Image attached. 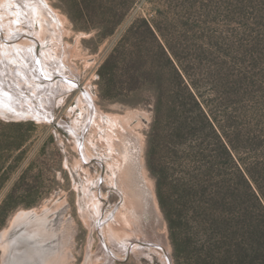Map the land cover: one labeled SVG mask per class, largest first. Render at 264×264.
I'll return each mask as SVG.
<instances>
[{
  "label": "trees",
  "instance_id": "obj_1",
  "mask_svg": "<svg viewBox=\"0 0 264 264\" xmlns=\"http://www.w3.org/2000/svg\"><path fill=\"white\" fill-rule=\"evenodd\" d=\"M155 1L182 17L183 44L140 19L152 40L138 39L134 25L133 42H121L100 81L147 89V166L176 259L264 264V0H231L227 31L212 28L222 23L214 0L195 15L190 0Z\"/></svg>",
  "mask_w": 264,
  "mask_h": 264
},
{
  "label": "rangeland",
  "instance_id": "obj_2",
  "mask_svg": "<svg viewBox=\"0 0 264 264\" xmlns=\"http://www.w3.org/2000/svg\"><path fill=\"white\" fill-rule=\"evenodd\" d=\"M190 1L197 6L193 15L199 13L200 8H204L202 4L208 2ZM253 1L258 3V0ZM47 2L65 22L63 39L69 46L70 62L75 64L79 80L78 85L58 97V104L52 112L53 119L49 122H41L27 116L4 118L0 114V238H5L10 244L8 264H109V257L103 248L102 230L96 229L90 223L88 204L96 203L99 206L100 221L106 222L102 227L111 223L119 230L116 231V235H119L117 237L120 239L130 237L129 228L127 229L124 223L120 225L129 209L124 206L126 204L122 196L116 193L108 180L111 175L109 166L115 163L114 160L116 163L119 160H126V167H130H128L130 176H127L131 177L132 182L124 180L126 174L122 178L125 182H130L127 183L135 192L140 193V199L145 207L140 209L138 220L141 223L139 221L137 223L143 230L142 236L148 238L144 239L153 245L140 247L134 254L119 253L116 261L110 264H186V258L178 260L175 257L168 221L159 204L156 179L147 166L146 145L153 121L147 89L142 93H133L127 85L121 88L117 83V87L108 88L100 81L101 69L121 42L123 40L128 44L133 42L130 40L132 35H129V30H132L134 25L135 28L138 27V39L144 42L152 40L149 30L142 21H139L140 19L155 20L168 41L183 44V37L180 38L182 33H178L176 28L180 17L177 10L171 11L167 9L165 3L164 5L156 3L155 0H47ZM212 2L214 6L211 11L220 13L219 20L222 22L219 26L213 25L212 28L218 30L220 27L227 31L231 26L223 21L226 20L228 13L226 5L232 1ZM123 14L125 17L120 23ZM160 14L161 17H158ZM110 31L113 33L102 39V35ZM252 33L253 30H249V36ZM117 74L127 78L129 73L123 75L118 71ZM87 91L94 104V112L87 106L88 100L83 96ZM88 117L93 119V123L91 127L87 126L81 144L85 146L90 158L86 152L80 150L79 142L68 127L79 122L81 128L89 121ZM119 119L125 124L116 121ZM96 124L101 128L112 129L114 139L111 144L108 145L99 137L94 126ZM123 130L127 131L124 133ZM120 143L122 148L118 145ZM109 151L115 152L113 158L109 156L110 159L106 158ZM126 151L127 155L130 153L132 155L131 161L130 157H127L130 162L127 158L120 159L121 156L124 157L122 152ZM134 151L139 153L138 158ZM104 157L106 161L103 160ZM133 157L138 162L133 161ZM112 212L113 216L110 215ZM28 213H33L34 218L44 214L45 229L54 234L53 238H45L46 235H42L44 238L25 236L26 224L19 225L15 221L23 220V216ZM2 256L4 251L0 245V264Z\"/></svg>",
  "mask_w": 264,
  "mask_h": 264
},
{
  "label": "bare ground",
  "instance_id": "obj_3",
  "mask_svg": "<svg viewBox=\"0 0 264 264\" xmlns=\"http://www.w3.org/2000/svg\"><path fill=\"white\" fill-rule=\"evenodd\" d=\"M64 26L65 22L63 18L54 10L52 6L49 5L47 0H0V114L4 118L12 116H27V118L32 117L40 120L41 122H49L53 119L52 112L55 105L58 104V97L60 95L63 96L65 92H68L66 90L76 86L77 81L79 80V72L75 64L70 62L68 54L70 53L68 51L69 46L65 44L63 39ZM83 96H85L86 100H88L86 102L88 104L87 106H89L91 111L94 112V104L91 101L92 99L89 92L87 91ZM88 120L89 121L86 120V124H83L81 128H79V122L68 126L72 131L71 134H73L77 139V142H79L78 144L81 147L80 150L84 153L86 152V149L85 146L82 145L83 138L87 131V126L91 127L93 123V119L89 118ZM116 121H120L121 123L124 122L121 119ZM94 126L96 128V133H98L99 137L104 139L108 145L113 142L114 133L112 129H109V127L101 128L98 127L97 124ZM126 131L127 130H123L124 133ZM118 145L122 148L121 143ZM87 153L88 152H86V155ZM138 154L136 152L137 158ZM122 155H124V157H119L124 160V158H127L128 156L130 157L131 153L127 155L126 151V153L122 152ZM108 156L113 158L115 156V152L109 151L106 158H108ZM133 156L136 157L135 155ZM87 157L90 158L88 155ZM131 157L129 159L130 161ZM134 157L132 159L133 161L135 160ZM103 160H105V157ZM129 160L127 158V161ZM136 161L138 162V160H135V162ZM114 162L115 163L110 164V166L107 164L111 170V175L108 180L109 184L112 185L111 187L116 191V193L122 196L121 198H123V201L126 204L124 206L129 209L127 211L128 214L124 215V217H126L120 222V225L121 223H124V226L127 229L129 228L128 230L131 232L130 237H127V239H120L117 237L119 235H116V231L119 230H116L111 223L107 226L105 225L106 227H102L106 222L104 223V220L100 221L99 206L96 205V203L88 204V214L91 218L90 223L93 224L96 229L100 231L102 230L103 235L101 237L103 240V248L109 257L108 261L110 263L116 261V257H118L119 253L132 254L131 252H133L134 254L138 252L140 247L145 248V245L152 244L151 242H148L149 240L147 241L144 239L147 237L145 235V237L142 236L143 230H141L139 224L137 223V221L140 220V209L144 208L145 205H143V201L140 199V193L138 194L135 192L131 185L128 184L132 182L130 179L131 177H129V166L126 167V160H119L118 163L114 160ZM124 174H126L125 179L122 178V176L125 177ZM123 179H128L130 182L127 181V183ZM102 180L106 179L102 178ZM100 183L99 179L98 184ZM84 213V215L87 214L86 212ZM110 215L113 216V212ZM43 216L37 215V217L34 218L33 213H28L23 216L24 218L27 217V220L23 218V220L20 219L22 222L19 220L15 222L19 223V225L23 223L26 224L25 236L30 238H36L37 236L39 238V236H41L44 238L42 235H46L45 238H53L54 234L52 232L49 233L45 229L44 220L46 217ZM142 218L141 220L143 221ZM133 219L137 220L134 221ZM24 220L28 222L25 223ZM139 222L141 223V221ZM91 228L93 227L91 226ZM0 245L4 251L2 264H8V261L10 260V244L6 242L5 238H0ZM162 248L166 251L163 246ZM164 259L166 258L164 257Z\"/></svg>",
  "mask_w": 264,
  "mask_h": 264
}]
</instances>
